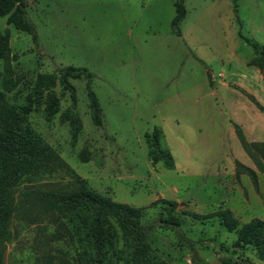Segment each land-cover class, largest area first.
<instances>
[{"label": "rangeland", "instance_id": "rangeland-1", "mask_svg": "<svg viewBox=\"0 0 264 264\" xmlns=\"http://www.w3.org/2000/svg\"><path fill=\"white\" fill-rule=\"evenodd\" d=\"M175 2L24 0V19L36 40L0 17V35L9 34L8 59H0V93L64 166L34 186L83 180L115 203L144 208L155 224L151 246L164 264H264L252 246L235 245L236 233L217 217L189 215L227 209L239 225L264 220V173L234 131L237 125L247 143L264 142V115L245 95L264 108V70L248 65L252 45H264V0H184L180 36L171 31ZM65 67L91 74L70 80L74 104L58 82ZM243 74L254 80L243 83ZM40 76L48 86L36 97ZM88 87L101 109L98 127L91 120ZM52 99L58 112L48 121ZM66 112L79 122L76 139ZM156 138L172 159L171 169L147 156ZM237 164L255 171L256 188L237 173ZM158 199L176 203L174 213L191 244L180 246L173 232L158 228L161 204L151 206ZM12 229L16 236L3 264L76 263L75 246L55 239L56 223L13 222Z\"/></svg>", "mask_w": 264, "mask_h": 264}, {"label": "trees", "instance_id": "trees-1", "mask_svg": "<svg viewBox=\"0 0 264 264\" xmlns=\"http://www.w3.org/2000/svg\"><path fill=\"white\" fill-rule=\"evenodd\" d=\"M24 0H0V17H7V24L15 29L36 36L31 23L24 19ZM175 15L171 31L180 36V24L185 18L184 0L174 3ZM8 32L0 35V59L9 56ZM253 56L248 65L264 70V45H252ZM91 78L85 68L65 67L59 70V85L75 102V89L70 80ZM40 76L33 95H41V87L48 84ZM244 94V93H243ZM247 99L264 115V108L253 97ZM91 120L101 125V109L94 92L87 88ZM58 112V103L52 99L45 110L49 121ZM71 126L72 139H76L79 122L69 112L65 113ZM236 138L242 150L264 173V142L247 143L241 129L234 125ZM147 156L153 162L161 161L165 168L173 167L172 159L161 149L158 138L148 146ZM83 158L82 153L78 155ZM82 160H85L83 158ZM63 168L56 152L30 127L24 115L9 105L0 93V264L7 245L16 236L13 222L26 225L41 221L56 223L59 231L56 240H67L75 246V264H164L151 240L155 224L147 220L144 208H134L111 201L92 189L83 180L68 185L40 188L31 184L55 168ZM237 173L245 174L257 186L254 170L237 164ZM161 204L157 214L158 228L169 230L177 237L178 244L192 243L181 231L182 220L175 215L176 203L158 199L151 206ZM195 219L217 217L227 232L236 233L235 245L252 246L258 259L264 261V220L251 219L243 225L229 210H220L209 216L189 214ZM192 246V245H190ZM226 264V262L224 263Z\"/></svg>", "mask_w": 264, "mask_h": 264}, {"label": "crops", "instance_id": "crops-1", "mask_svg": "<svg viewBox=\"0 0 264 264\" xmlns=\"http://www.w3.org/2000/svg\"><path fill=\"white\" fill-rule=\"evenodd\" d=\"M258 73H260V71L257 69ZM254 74V73H253ZM254 79H253V76L251 78V75L250 74H246V75H242V82L243 83H250L252 82Z\"/></svg>", "mask_w": 264, "mask_h": 264}]
</instances>
